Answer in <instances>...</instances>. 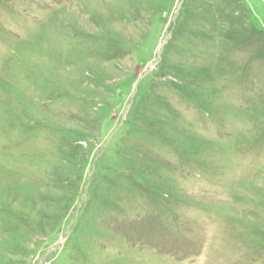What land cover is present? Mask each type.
<instances>
[{
  "label": "rangeland",
  "instance_id": "1",
  "mask_svg": "<svg viewBox=\"0 0 264 264\" xmlns=\"http://www.w3.org/2000/svg\"><path fill=\"white\" fill-rule=\"evenodd\" d=\"M0 264H264V2L0 0Z\"/></svg>",
  "mask_w": 264,
  "mask_h": 264
},
{
  "label": "water",
  "instance_id": "2",
  "mask_svg": "<svg viewBox=\"0 0 264 264\" xmlns=\"http://www.w3.org/2000/svg\"><path fill=\"white\" fill-rule=\"evenodd\" d=\"M264 2V0H262Z\"/></svg>",
  "mask_w": 264,
  "mask_h": 264
}]
</instances>
